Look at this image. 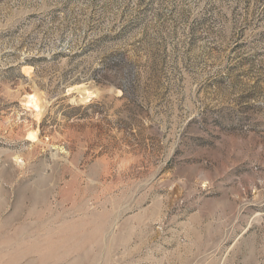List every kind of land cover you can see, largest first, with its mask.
Returning a JSON list of instances; mask_svg holds the SVG:
<instances>
[{"label":"rangeland","instance_id":"obj_1","mask_svg":"<svg viewBox=\"0 0 264 264\" xmlns=\"http://www.w3.org/2000/svg\"><path fill=\"white\" fill-rule=\"evenodd\" d=\"M0 264H264V0H0Z\"/></svg>","mask_w":264,"mask_h":264},{"label":"bare ground","instance_id":"obj_2","mask_svg":"<svg viewBox=\"0 0 264 264\" xmlns=\"http://www.w3.org/2000/svg\"><path fill=\"white\" fill-rule=\"evenodd\" d=\"M26 70L27 69H24V72ZM74 90H76V93L80 96L82 101L90 99L92 96V94L88 90H86L85 88H81V86H78V87L76 86V88H74ZM22 106L25 110L33 113L36 120L39 119V117L41 115V104H40V100L35 95H32V94L26 95L23 98ZM25 139L27 141H29L30 143H33V144L39 142L37 134L34 131L28 132L25 135Z\"/></svg>","mask_w":264,"mask_h":264}]
</instances>
